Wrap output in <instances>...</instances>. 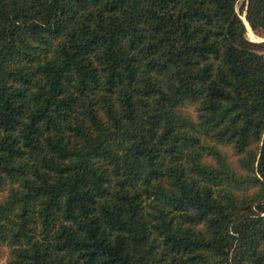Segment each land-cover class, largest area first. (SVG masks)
Wrapping results in <instances>:
<instances>
[{
  "label": "trees",
  "instance_id": "trees-1",
  "mask_svg": "<svg viewBox=\"0 0 264 264\" xmlns=\"http://www.w3.org/2000/svg\"><path fill=\"white\" fill-rule=\"evenodd\" d=\"M243 14L264 35V0H0V264H264Z\"/></svg>",
  "mask_w": 264,
  "mask_h": 264
},
{
  "label": "rangeland",
  "instance_id": "rangeland-1",
  "mask_svg": "<svg viewBox=\"0 0 264 264\" xmlns=\"http://www.w3.org/2000/svg\"><path fill=\"white\" fill-rule=\"evenodd\" d=\"M240 2L236 6V8H237L238 11H239ZM241 17L244 18L245 17L244 14ZM252 32H253V34L249 33L248 30H247L246 36H247V38L249 40L254 41V42H264V35H258L253 30H252ZM230 157H231L232 160L234 159L231 155H230Z\"/></svg>",
  "mask_w": 264,
  "mask_h": 264
},
{
  "label": "bare ground",
  "instance_id": "bare-ground-1",
  "mask_svg": "<svg viewBox=\"0 0 264 264\" xmlns=\"http://www.w3.org/2000/svg\"><path fill=\"white\" fill-rule=\"evenodd\" d=\"M243 20H244V22L246 24V27H247L248 32L251 33V34H253V32H252L251 28L249 27V25L247 24L246 20L244 18H243Z\"/></svg>",
  "mask_w": 264,
  "mask_h": 264
},
{
  "label": "water",
  "instance_id": "water-1",
  "mask_svg": "<svg viewBox=\"0 0 264 264\" xmlns=\"http://www.w3.org/2000/svg\"><path fill=\"white\" fill-rule=\"evenodd\" d=\"M242 18V17H241ZM244 19H245V17H244ZM242 20H243V18H242ZM246 20V19H245ZM244 21V20H243ZM247 22V21H246ZM245 23V22H244Z\"/></svg>",
  "mask_w": 264,
  "mask_h": 264
}]
</instances>
